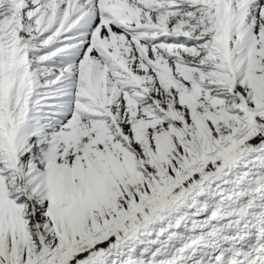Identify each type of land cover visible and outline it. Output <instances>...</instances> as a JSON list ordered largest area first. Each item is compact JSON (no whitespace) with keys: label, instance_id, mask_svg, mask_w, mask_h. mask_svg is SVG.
Wrapping results in <instances>:
<instances>
[{"label":"snow or ice","instance_id":"snow-or-ice-1","mask_svg":"<svg viewBox=\"0 0 264 264\" xmlns=\"http://www.w3.org/2000/svg\"><path fill=\"white\" fill-rule=\"evenodd\" d=\"M0 264H264V0H0Z\"/></svg>","mask_w":264,"mask_h":264}]
</instances>
